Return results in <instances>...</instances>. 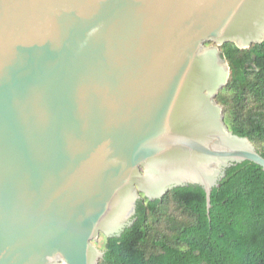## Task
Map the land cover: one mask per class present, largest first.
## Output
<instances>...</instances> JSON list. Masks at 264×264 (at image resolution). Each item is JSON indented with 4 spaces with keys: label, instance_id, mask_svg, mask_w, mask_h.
<instances>
[{
    "label": "water",
    "instance_id": "obj_1",
    "mask_svg": "<svg viewBox=\"0 0 264 264\" xmlns=\"http://www.w3.org/2000/svg\"><path fill=\"white\" fill-rule=\"evenodd\" d=\"M264 0H0V264H99L141 195L264 171L215 98ZM208 43L213 45L207 46Z\"/></svg>",
    "mask_w": 264,
    "mask_h": 264
},
{
    "label": "trees",
    "instance_id": "obj_2",
    "mask_svg": "<svg viewBox=\"0 0 264 264\" xmlns=\"http://www.w3.org/2000/svg\"><path fill=\"white\" fill-rule=\"evenodd\" d=\"M220 51L230 68L215 98L224 123L264 158V41ZM100 237L99 264H264V171L250 162L227 169L208 210L198 186L154 201L141 195L132 225L120 237Z\"/></svg>",
    "mask_w": 264,
    "mask_h": 264
},
{
    "label": "rangeland",
    "instance_id": "obj_3",
    "mask_svg": "<svg viewBox=\"0 0 264 264\" xmlns=\"http://www.w3.org/2000/svg\"><path fill=\"white\" fill-rule=\"evenodd\" d=\"M98 241H101V237L99 238V240H98ZM98 241H97V242H98ZM95 245H96V244H95ZM96 246H97V245H96ZM97 247H98V246H97ZM98 248H99V247H98Z\"/></svg>",
    "mask_w": 264,
    "mask_h": 264
}]
</instances>
